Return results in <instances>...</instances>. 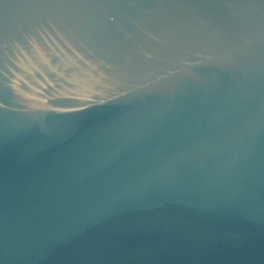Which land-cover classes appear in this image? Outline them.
<instances>
[{
	"label": "water",
	"instance_id": "water-1",
	"mask_svg": "<svg viewBox=\"0 0 264 264\" xmlns=\"http://www.w3.org/2000/svg\"><path fill=\"white\" fill-rule=\"evenodd\" d=\"M0 264H264V0H0Z\"/></svg>",
	"mask_w": 264,
	"mask_h": 264
}]
</instances>
